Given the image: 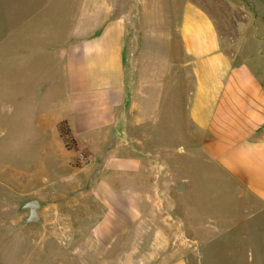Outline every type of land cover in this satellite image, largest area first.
<instances>
[{"label":"crops","instance_id":"0c3cea01","mask_svg":"<svg viewBox=\"0 0 264 264\" xmlns=\"http://www.w3.org/2000/svg\"><path fill=\"white\" fill-rule=\"evenodd\" d=\"M61 6L50 29L44 17ZM157 31L178 39L185 72L183 105L177 74L164 79L157 131L171 130L169 144L175 139L177 146L174 129H185L179 135L188 148L215 159L240 184V196L251 194L243 212L250 216L236 219L233 235L257 236L254 217L264 216V75L226 53L205 9L193 0H0V49L12 56L18 34L37 38L57 57L66 86L47 112L62 157L51 153L39 175L9 173L11 192L39 200L40 219L24 223L22 210L21 226L15 222L9 236H0V264H189L179 238L228 233L218 222L191 221L187 196L179 237L177 222L162 217L163 202L153 198L157 161L143 153L144 139L135 135L143 128L126 110L125 62L137 38H157ZM63 122L70 147L59 132ZM189 150L188 164L195 155Z\"/></svg>","mask_w":264,"mask_h":264},{"label":"rangeland","instance_id":"374dc122","mask_svg":"<svg viewBox=\"0 0 264 264\" xmlns=\"http://www.w3.org/2000/svg\"><path fill=\"white\" fill-rule=\"evenodd\" d=\"M193 1L212 17L226 53L235 59H248V63L264 75V0ZM53 8L44 17L50 29L57 25L55 16L63 6L54 11ZM172 10L174 18L176 8ZM144 40L140 36L127 51L125 69L130 98L126 110L132 112V119L139 121L138 126L144 130L135 134L144 139L143 153L147 150L152 156L155 154L157 190L153 198L163 202L161 216L177 222L179 237L181 220L186 218L187 196L194 204L190 205L191 221L218 222L228 230L222 236H188L191 240L187 241L184 236L178 237L179 250L189 264H264V216L254 217L259 227L257 236L233 235L236 219L250 216V212H243L247 207L244 204L254 200L251 194L240 196V184L229 178L215 159L206 160L203 154L197 155L196 150L188 148L185 136L181 135V139L179 135L185 134V129L179 130L180 133L174 129L177 146L175 139H172L173 146L169 144L171 130L157 131V102L161 101L157 95L164 93L163 86L167 82L164 79L170 73L177 74V83L181 80L178 103L183 105L185 72L181 71L179 41L173 34L167 37L157 31V38L151 33ZM17 42L12 56L9 48L0 49V236H9L15 222L18 228L21 226L20 205L32 195L10 191V171L21 176L28 172L39 175L51 153L62 157L61 141L48 123L47 115L52 103L63 98L66 92L58 59L52 50L48 56L37 38L31 41L26 33L18 34ZM185 150L195 154L189 157V164ZM205 184L208 192L203 194ZM65 212L72 210L65 209ZM154 212L157 213V207ZM153 217L157 223V214Z\"/></svg>","mask_w":264,"mask_h":264},{"label":"water","instance_id":"95a60500","mask_svg":"<svg viewBox=\"0 0 264 264\" xmlns=\"http://www.w3.org/2000/svg\"><path fill=\"white\" fill-rule=\"evenodd\" d=\"M40 202L37 198H31L24 201L20 205V210L27 211V215L24 218V223L36 222L40 219L39 216Z\"/></svg>","mask_w":264,"mask_h":264},{"label":"trees","instance_id":"16d2710c","mask_svg":"<svg viewBox=\"0 0 264 264\" xmlns=\"http://www.w3.org/2000/svg\"><path fill=\"white\" fill-rule=\"evenodd\" d=\"M59 132L63 137L66 146L70 147L74 141L71 139L69 128L64 122L59 124Z\"/></svg>","mask_w":264,"mask_h":264}]
</instances>
